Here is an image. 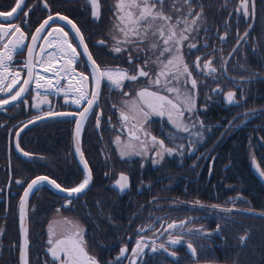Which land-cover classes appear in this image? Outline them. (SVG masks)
Returning <instances> with one entry per match:
<instances>
[{
	"label": "flooded vegetation",
	"instance_id": "1",
	"mask_svg": "<svg viewBox=\"0 0 264 264\" xmlns=\"http://www.w3.org/2000/svg\"><path fill=\"white\" fill-rule=\"evenodd\" d=\"M169 2H175V0H169ZM201 2L206 23L200 27L198 33H191L189 40L184 42L183 54L193 77L198 82L196 104L199 111L192 114V119L202 120L205 127L204 130L197 127L192 131H202V138L197 140L195 136H192V144H189L188 134L179 133L180 138L176 139L174 143L170 142L168 134L174 133L175 129L167 121L166 116L153 115L145 125V130L158 139L164 140L167 147L175 148L183 145V149H178L173 155L165 154L163 161L159 164L151 162L152 157L155 155L151 149L145 158L140 156L122 158L116 146L115 138L121 136L122 140H127V128L125 127L123 132L121 131L119 108L121 101L128 97L121 95V92L129 93L131 97H135L137 91L148 86V81L144 78H139L137 82L131 83L124 81L122 89H116L106 79L102 81L99 99L100 108L95 109V113L89 114L88 119L83 123L81 134V147L92 169L93 182L85 193L78 198H74L73 203L66 207L65 194L55 191L49 185L46 186L52 191L38 192L35 196L41 206L31 207L37 189L31 192L28 205V264H52V258L47 252L49 247V225L53 224V227L59 230L63 227L65 217L84 229L87 250L98 259L100 264H113L117 257L124 264H130L132 249L135 248L140 235H144L149 243V248L144 250L143 258L152 253L150 247L153 240L157 245L165 244L168 247L166 242L169 239L170 231L164 232V229L167 228L169 223L175 222L179 225L183 222L170 221L168 212L156 215L153 223L144 226L145 231L143 233L135 230L130 235L128 234L123 244L122 238L117 240L105 239L103 241L95 229L90 228L86 214H90L99 201L104 205L107 203L114 205L113 200L121 197L131 199L144 193L150 195L153 199H164L165 196H160L159 191L151 186L152 183L176 182L181 191L182 180L184 182L183 191L186 192L188 188L191 190L192 187L187 184L197 181L200 178L198 176L201 175L205 179H209L213 168L225 161L224 153L228 149L230 154L235 157L234 162H240L243 164H241L242 166H247V157L243 158V156H246L247 141L251 129L256 132V162L261 168L259 162H264V150L260 148V138L264 137V111H262L264 110V4L261 3V0H256L255 15L246 16L242 12L235 11L239 0H227L226 7H223L225 0H201ZM47 3L51 7L53 15L59 12L76 23L84 36V43L87 44L93 59L102 68L105 66L118 67L127 69L129 74H135L137 65L143 64V53L137 54L133 51V63L129 64L127 51L123 53L112 51L114 46L112 37L116 36L117 39H122V35L119 34L118 30H114V25L118 22L117 9L114 5L118 3V0H100L101 17L99 20L92 17L89 0H47ZM25 4L27 7L24 8V11L27 12V18L21 15L19 19H11L10 23L20 26L22 31L29 37L24 41V44L31 45V36L35 34V29L47 19L49 12L44 7V0H25ZM11 6H14V0H0V11H10ZM194 8L195 11H200L195 3ZM167 14L172 13L168 12ZM173 20H175V16H173ZM0 23H5L2 18H0ZM53 26L64 27L65 31L69 33V39L73 47H76L77 52L81 53V58L73 63V68L76 72H83L89 76L88 89L91 91L94 83L85 64L87 58L83 55V46L79 45L78 40L74 38V32L71 30L70 25H67L65 21L57 20ZM205 28L207 31H205ZM48 31H51V29L46 28L41 37L47 36ZM245 31H248L247 38L238 40V36L243 37ZM225 32H227V36H225ZM12 38L11 33L7 36L0 34V49L3 48L4 44H8ZM100 41H103L104 44H100ZM188 43L196 44V49H193L191 53L187 50ZM205 43L208 47H204ZM41 46H44L43 52H41ZM234 49L235 51H233ZM54 52H57L55 44L49 48L45 45L43 38L38 39L33 51L34 70L38 71L40 66H48L49 68L51 57V66L54 69L45 71L44 75L53 76L57 71L62 72L64 67L57 66V60H61L62 54L59 55L57 52L56 57H54ZM138 55L141 58H137ZM148 55L151 56L152 54L149 53ZM196 57L201 58L200 69L194 66ZM41 60L44 61L43 64L40 63ZM207 60H212V67L216 69L214 73H209L208 69L204 68V63ZM26 61V48L22 52L14 53L7 71L4 72V82L0 84V88L4 89V91H0V99H9L7 105L0 107V147L2 148L5 145L8 158H10L11 149H15V133L19 132L23 126L37 115L48 112L49 107L53 112L73 113L74 115L71 116L46 117L43 120L31 123L28 127L32 124H38L33 141L38 144L39 152L43 150V143L48 142L51 144L50 154L47 157L41 152L38 154L39 163L52 167L56 177L62 181L56 179L58 183H79L82 179V165L79 156L75 152L73 134L76 120L79 119L78 115L75 114L83 111L86 105L73 103L75 96L69 89L75 87V82L72 79L74 75H69L66 79H54L52 81L54 85L61 89L58 95L54 94L55 89L46 90L41 88L39 89V98H37L35 79H33L28 86V91L16 101H11L10 96L14 95L23 86V81L27 79V68L24 67ZM54 62L55 65H53ZM15 72L20 73L18 83L8 89L7 85L11 83L14 78L12 74ZM50 72L52 73L50 74ZM40 75L44 76L43 74ZM173 86L181 87L175 84ZM218 88L222 90L219 94L215 92ZM150 90L155 91L156 88L152 87ZM181 90L183 91L182 87ZM66 91L68 92L67 96L65 95ZM229 91L235 93V99L239 101L238 104H228L226 102L225 97ZM45 97L50 105L49 103H40V107L37 108L38 99L42 100ZM112 105L116 107L114 108ZM252 110H255V112L251 116L246 117L244 115ZM101 111L100 126L97 128L95 114H100ZM189 115V113H185V123H190ZM48 126L52 127L51 130L49 129V136L42 137L40 132ZM6 130L7 133H5ZM4 134H6L5 142ZM20 147L26 150L32 147V143L23 142ZM180 151H183V155L180 154ZM240 169L247 171L246 168L238 167L237 177L240 176ZM120 173L127 175L130 181V187L123 192L114 187ZM186 173H193L194 177H188ZM251 173L264 187V184L253 172L252 162ZM40 175L45 174L37 176ZM35 177L28 182L14 179L13 181L9 180L5 186L0 185V264H23L21 253L24 250V245L20 234L19 206L27 184ZM14 181L17 186L12 183ZM17 181H20V183H17ZM166 188H169V184L166 185ZM213 188L215 189L214 186ZM42 201L46 207H42ZM162 201L164 206L167 207V202ZM16 203L18 207L15 206ZM112 208L111 206V209L107 211V215L111 221L115 222L116 212ZM58 209L59 211H57ZM32 210L36 212V215L31 214ZM15 211L16 215L13 217ZM157 218L162 219L158 220ZM173 219H176V217ZM10 220H13V222L11 223ZM150 225L155 226L151 231L148 230ZM217 225H219L218 222H216L215 228H217ZM186 243L182 241L181 246L183 245L188 250ZM117 246L119 247L118 250L116 249ZM124 247H127L128 251L121 256L120 249ZM175 247H169V252H173ZM156 255L161 259L168 256L162 251H158ZM190 256L195 258L196 252L194 256L191 254ZM31 260L33 261L31 262ZM139 262L140 260L137 259L136 264H139ZM202 263L219 262H201L199 264ZM259 264H264V255L260 257Z\"/></svg>",
	"mask_w": 264,
	"mask_h": 264
},
{
	"label": "snow or ice",
	"instance_id": "2",
	"mask_svg": "<svg viewBox=\"0 0 264 264\" xmlns=\"http://www.w3.org/2000/svg\"><path fill=\"white\" fill-rule=\"evenodd\" d=\"M91 5V15L94 19L99 20L101 17V4L100 0H89ZM194 3L200 8V11H195ZM264 4V0H261ZM227 6V0L223 7ZM27 7L25 0H14V6H11L10 11H0V18L5 23H0V34L7 36L11 33L12 39L8 44H4L3 48L0 49V84L4 82V72L7 71L9 62L12 61L13 54L16 52H22L25 48L27 49V61L24 67L27 68V79L23 81V86L15 92L14 95L10 96L11 101H16L28 91V86L35 79L37 98H39V89H55L54 94H59L61 89L53 84L52 80L48 79L47 76H41L38 71L34 70L33 64V51L34 46L37 44L38 39L43 38L45 45L51 48L53 44L61 54H66L71 57L64 65V69L67 70L75 61L81 58V53L77 52L76 47H73L69 39V33L65 31L64 27L53 26L57 20L65 21L67 25H70L71 30L74 32V38L78 40L79 45L83 46V55L86 56V67H88L90 76L94 83V87L91 91L88 89L89 76L83 72H76L73 68L70 75L79 77L77 80L78 87L70 88L69 91L74 93L75 99L73 103L77 105H86L83 111L76 113L79 119L76 120L75 127V152L79 156L80 164L82 165V179L75 186H62L56 179H52L46 175L36 176L27 184L24 190V196L20 201V226L24 234V250L21 253V260L23 264H28L27 251H28V228L25 226L27 198L29 194L34 190L46 185H50L61 193H65L64 200L66 201L65 207L73 203L74 198H78L81 194L85 193L89 189L93 182V172L89 166L88 160L85 158L84 151L81 147V134L83 131V123L88 119L90 113H95V109L100 108V89L102 81L105 79L113 85L116 89H122L124 81L137 82L139 78H144L148 81V86L141 88L136 92L135 97H131L129 93L121 92V95L128 97L121 101L119 108V115L121 120V131L127 128V140L121 139V136H116L115 143L119 149L120 156L132 158L134 156H140L145 158L151 149L155 153L152 157L151 162L153 164H159L163 161L165 154L173 155L178 149H183V145H179L175 148H170L165 145L164 140L158 139L156 136L151 135L145 130L149 118L153 115L160 117H167V121L175 129L174 133L168 134V139L173 142L180 138L179 133L188 134V142L192 144L191 137L195 136L197 140L202 138V131L193 132L192 129L199 128L204 130V122L202 120H193L192 114L198 113L196 99L198 95L197 91V80L192 75V71L189 64L186 62L184 57V42L189 40L191 33H198L200 27L206 23L204 19V8L201 0H175V2H169V0H118V3L114 5L117 9L116 16L118 22L114 25V30H118L119 34L122 35V39H117L113 36L114 46L112 51L114 53L128 52L127 60L129 64L133 63L132 52L135 51L137 54L143 53V64L137 65L135 74H129L127 69L111 68L108 66L101 67L95 59H93L91 53L88 50L87 44L84 43V36L76 23L63 16L59 12L52 14L51 7L48 5L47 0H44V7L48 9L49 15L47 19L43 21L35 29V34L31 36V45H25L24 41L29 37L22 31L19 25H12L11 19H19L21 15L27 18V12L24 8ZM31 10V9H29ZM237 12H242L243 15H255L256 11V0H239L238 6L235 9ZM171 12L172 14H167ZM175 16V20H173ZM51 22V23H50ZM228 26L227 24L225 25ZM50 28L47 36L41 37L42 32ZM205 31L207 29L205 28ZM55 34V35H54ZM227 36V32H225ZM248 31H245L243 37L238 36L239 39H246ZM104 44L103 41L99 42ZM143 46V47H141ZM204 47H208L205 43ZM193 49H196L195 43H188L187 50L189 53ZM44 51V46H41V52ZM214 51H216L214 49ZM235 51V49L233 50ZM152 55L149 56L148 54ZM154 57V59H153ZM137 58H141L139 55ZM200 57H196L194 66L197 69L201 68ZM44 63L43 60L40 61ZM49 68L45 71H51V57L49 60ZM204 68L208 69L209 73H214L216 69L212 67V60H207L204 63ZM147 69V70H146ZM14 78L11 83L7 85L8 89H11L13 85L18 83L20 76L19 72L12 74ZM58 78L59 73H56ZM231 79V77H230ZM180 85L181 87L173 86ZM155 87L156 90L152 91L150 88ZM0 91H4L0 88ZM222 90L219 88L215 90L219 94ZM167 93V94H162ZM68 95V92H65ZM171 96V98H170ZM226 102L228 104H238L239 101L235 99V93L229 91L226 94ZM9 99H0V107L7 105ZM40 103H49L47 98L42 100L38 99L36 107H40ZM112 107H116L112 105ZM147 109V110H146ZM264 111V110H262ZM189 113L190 123H185V113ZM255 110H252L244 115L246 117L254 114ZM73 113H57L51 110L41 115H37L30 120L28 123H34L37 120H43L46 117L54 116H71ZM100 114H95L96 127L100 126ZM109 118V123H110ZM231 126V125H230ZM27 127V125H25ZM16 144L15 147L24 155L31 157V153L25 152L19 143L20 133H15ZM260 148L264 150V137L260 138ZM250 156L252 159L253 166L256 167L259 175L264 178V170H262L256 162L255 153L251 151L252 145L249 144ZM183 155V151H180ZM20 183V181H17ZM114 187H117L119 191L123 192L125 189L130 187L129 177L124 173H120L119 179L116 180ZM242 199V198H241ZM246 202V201H245ZM99 206V205H97ZM222 212L231 213L232 208H221ZM59 211V209L57 210ZM258 214L264 218V212L252 213ZM162 219V218H157ZM155 226H148V230L151 231ZM163 227V225H161ZM186 228V224L181 222L177 225L175 222L169 223L164 232L170 230L180 229L182 232ZM220 226L217 225V231ZM140 233L145 231L142 227L138 230ZM194 232L200 235H210L205 233L204 230L187 229L186 235H192ZM241 241L248 239L247 234L242 236ZM165 244L157 245L153 240L151 242L150 251L157 253L162 251L169 257H176V253L169 252V247H174L182 243L180 238H173L169 236L168 241ZM47 252L52 258V264H100L98 259L91 255L87 250V242L84 238V229L79 225L69 220L67 217L63 219V227L57 230L53 227V224L49 225V240H48ZM187 248L190 252L195 255L196 249L190 242L186 243ZM149 248V243L144 235H140V239L136 241L135 248L132 249V259L130 264H136V260H140V264H147L143 260L144 250ZM128 251L127 247L121 248V256ZM120 258L117 257L116 264H119Z\"/></svg>",
	"mask_w": 264,
	"mask_h": 264
},
{
	"label": "trees",
	"instance_id": "3",
	"mask_svg": "<svg viewBox=\"0 0 264 264\" xmlns=\"http://www.w3.org/2000/svg\"><path fill=\"white\" fill-rule=\"evenodd\" d=\"M37 125L32 124L19 137L20 146L23 142L32 143L31 148L24 149L25 152L32 154L31 157L24 156L15 147V149H11L10 158H8L5 145L2 148L0 147L1 186H5L9 180L13 181L14 179L28 182L39 174L58 179L50 165L41 164L38 161L40 152L45 157L50 154L51 144L48 142H45L47 144L43 143V150L39 152L38 144L33 141ZM48 127L43 128L40 132L42 137L49 136V129L51 130L52 127ZM5 133H7V130ZM256 138V132L251 129L247 141L246 156H243V158L247 157L248 168L246 165L242 166L243 164L240 162H234L235 157L230 154L229 149L228 151L224 150L225 161L213 168L209 179H205L201 175L198 176L200 178L197 181L189 182L187 185L192 187L191 190L188 188L186 192L183 191L184 182L182 180L181 191L176 182L152 183L151 186L159 191L160 196L164 195V199H153L150 195L144 193L131 199L121 197L113 200L114 205L108 203L104 205L99 201L97 203L99 206L96 205L90 214H86L90 228L95 229L103 241L105 239L117 240L122 238L123 244L128 234L130 235L135 230L138 231L146 224L153 223L154 217L159 213L168 212L170 221H183L186 224L183 232L180 229L170 230V235L173 238H180L181 241L190 242L196 249V257L191 258L188 250L179 244L174 248L175 258L164 256L161 259L158 258L156 253H149L143 258L147 264H199L201 262L259 264L260 257L264 255V218L252 213L264 212V187L251 173L252 159L249 149L251 143V151L255 153L257 158V152L255 151ZM259 164L264 170V162H259ZM238 167L247 170L240 169L239 177L236 176ZM186 174L188 177H194L193 173ZM12 183L17 186L15 181ZM61 184L74 186L78 182ZM167 184H169L168 189L166 188ZM45 191L52 190L48 186H44L35 191L31 207L41 206L35 196L38 192ZM162 200L167 202V207L164 206ZM15 206L18 207V204L16 203ZM111 206L113 211L116 212L115 222L111 221L107 215V211L111 209ZM42 207H46L43 201ZM221 208H232L233 212L225 213L220 210ZM31 214L36 215V212L32 210ZM15 215L16 211L13 217ZM175 217L176 219H173ZM10 222L12 223L13 220H10ZM216 222L220 226L219 231L215 228ZM201 228L210 235L204 236L197 232L192 235L184 234L187 229L197 230ZM245 234H247L248 239L242 242L240 238ZM117 248L119 247L117 246ZM113 264H116L115 260ZM119 264H124V262L120 260Z\"/></svg>",
	"mask_w": 264,
	"mask_h": 264
},
{
	"label": "bare ground",
	"instance_id": "4",
	"mask_svg": "<svg viewBox=\"0 0 264 264\" xmlns=\"http://www.w3.org/2000/svg\"><path fill=\"white\" fill-rule=\"evenodd\" d=\"M68 59H71V57H69V56H67L66 54H62V57H61V60H57V66H63L64 67V65H65V63H66V61L68 60ZM53 65H55V62L53 63ZM52 67V66H51ZM53 68V67H52ZM54 69V68H53ZM73 69V64L67 69V70H65L64 68H63V71L62 72H59V71H57L56 73H59V76L60 77H62V79H66L70 74H66V72L67 73H70L71 72V70ZM52 72H50V74H51ZM56 73L55 74H53V76L52 75H48V74H46V75H44V76H47V78L48 79H50V80H54V79H61V78H58L57 77V75H56ZM72 79H73V81L75 82V87H78L79 85L77 84V80L79 79V77H77V76H73L72 77ZM27 228L29 229V226H28V224H27Z\"/></svg>",
	"mask_w": 264,
	"mask_h": 264
},
{
	"label": "water",
	"instance_id": "5",
	"mask_svg": "<svg viewBox=\"0 0 264 264\" xmlns=\"http://www.w3.org/2000/svg\"><path fill=\"white\" fill-rule=\"evenodd\" d=\"M31 123H27L26 125H27V127L30 125ZM27 127H25V126H23V128H21L20 130H19V133H21L25 128H27ZM76 127V126H75ZM73 143H74V147H75V130H74V134H73ZM253 172H254V174L258 177V179L264 184V178H262L260 175H259V173H258V171H257V169H256V167H254L253 166ZM50 186V185H49ZM54 189V188H53ZM35 190V189H34ZM33 190V191H34ZM55 191H57L56 189H54ZM32 191V192H33ZM59 192V191H58ZM31 194V193H30ZM30 194H29V196H28V198H27V204H26V206H25V210H26V217H25V226L27 227V224H28V205H29V197H30ZM62 194H65V193H62ZM66 195V194H65ZM23 196H24V192H23V194H22V196H21V199L23 198ZM21 201V200H20ZM20 234H21V239H22V243H23V245H24V234H23V231H22V229H21V226H20ZM189 250V249H188ZM189 253L192 255V256H194L191 252H190V250H189ZM203 264H219V263H203Z\"/></svg>",
	"mask_w": 264,
	"mask_h": 264
},
{
	"label": "rangeland",
	"instance_id": "6",
	"mask_svg": "<svg viewBox=\"0 0 264 264\" xmlns=\"http://www.w3.org/2000/svg\"><path fill=\"white\" fill-rule=\"evenodd\" d=\"M57 52H58L59 55H60L61 52H60L59 50H57ZM57 52H54V55H53L54 57H56ZM47 57H49V56H47ZM39 66H40V65H39ZM46 67L48 68V66H40V67H39V70H38V71H39V74H43V75H44V73H45V69H47Z\"/></svg>",
	"mask_w": 264,
	"mask_h": 264
}]
</instances>
